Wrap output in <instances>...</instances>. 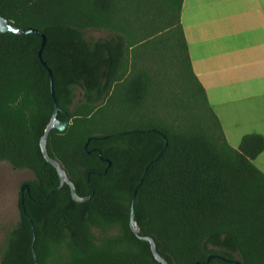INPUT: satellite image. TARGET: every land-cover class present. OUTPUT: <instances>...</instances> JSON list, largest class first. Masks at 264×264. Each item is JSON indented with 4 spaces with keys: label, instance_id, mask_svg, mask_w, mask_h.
I'll return each instance as SVG.
<instances>
[{
    "label": "trees",
    "instance_id": "1",
    "mask_svg": "<svg viewBox=\"0 0 264 264\" xmlns=\"http://www.w3.org/2000/svg\"><path fill=\"white\" fill-rule=\"evenodd\" d=\"M183 1L0 0L11 26L46 36L56 118L68 119L49 131L47 153L78 196L93 193L77 203L67 184L55 190L40 150L54 110L41 37L0 33V162L33 176L0 264H160L129 225L141 177L139 235L168 264H264V173L254 164L264 138L228 145L192 70ZM95 150L111 162L106 173Z\"/></svg>",
    "mask_w": 264,
    "mask_h": 264
},
{
    "label": "crops",
    "instance_id": "2",
    "mask_svg": "<svg viewBox=\"0 0 264 264\" xmlns=\"http://www.w3.org/2000/svg\"><path fill=\"white\" fill-rule=\"evenodd\" d=\"M180 21L193 73L228 145L264 138V0H184ZM264 173V151L254 160Z\"/></svg>",
    "mask_w": 264,
    "mask_h": 264
},
{
    "label": "water",
    "instance_id": "3",
    "mask_svg": "<svg viewBox=\"0 0 264 264\" xmlns=\"http://www.w3.org/2000/svg\"><path fill=\"white\" fill-rule=\"evenodd\" d=\"M5 32H12V33L19 34V35L34 34V35H37V36L41 37V44H40V49H39V52H38V56H39V60L41 61L42 65L47 69V71L49 73V76H50V80H51V83H50V85H51V98H52V102L54 104V110H53V113H52V117H51L50 121L48 122L47 126L45 127L44 133H43V135H42V137L40 139V150L42 152V155H43L44 159L55 168V170H56V172H57V174L59 176V186L55 190H59V188L63 184H67L69 186V189H70L71 199L74 202L82 203V202L90 201L92 199L93 193L90 194L87 197L78 196L75 193V187H74L73 183L68 179V177L66 175V172L60 167L59 163L56 160L50 158V156L47 153L46 142H47V137H48L49 131L51 129H57L58 131L63 132L65 130V128L67 127V125H68V119H66L65 121L61 122V121H59L56 118L58 107H57V104H56V101H55L54 92H53V88H52V72L47 67L46 63L42 60V56H41L42 51H43V49L45 47V44H46V36L44 34L40 33L38 30H36L34 28H26V29L14 28L13 26H11L3 18L2 15H0V33H5ZM159 134L165 140L164 135L162 133H159ZM86 146L87 145H85V148H86ZM95 151L98 152L100 159L107 164L105 169H104V173H106L107 169L111 165V162L108 159L103 158L101 156V153H100L99 150H95ZM151 162L152 161H150L147 164V166L144 169V172L148 169V167L151 164ZM141 181H142V177L140 178V182L135 186V188L133 190V195H132L131 202H130L129 225H130L131 231L134 233L135 236H137L140 240H143V241H146V242L149 243L150 250H151V253H152L154 259L157 262H159L160 264H168L157 253L156 246H155V243L152 240V238L147 237V236H140L139 235V227H138V225H137V223L135 221V218H134L133 205H134L135 196L137 194V190H138V187L141 184ZM24 191L28 192V186L26 184H23L21 186V188H20V194H21V197H22V200H21V205L22 206H23V193H24ZM23 211H24V209H23ZM211 257L212 256H209L207 258V261H206L207 264H210ZM229 262L234 263V264H239V262L237 260H232V261H229ZM35 264H37V260L36 259H35ZM196 264H199V263L197 262Z\"/></svg>",
    "mask_w": 264,
    "mask_h": 264
},
{
    "label": "rangeland",
    "instance_id": "4",
    "mask_svg": "<svg viewBox=\"0 0 264 264\" xmlns=\"http://www.w3.org/2000/svg\"><path fill=\"white\" fill-rule=\"evenodd\" d=\"M105 36L106 34L101 31H88L85 34L87 39H98ZM32 178V173L29 170L15 169L7 162H0V251L6 233L19 218L20 188ZM93 233L95 237H101L102 235L98 230H93Z\"/></svg>",
    "mask_w": 264,
    "mask_h": 264
}]
</instances>
